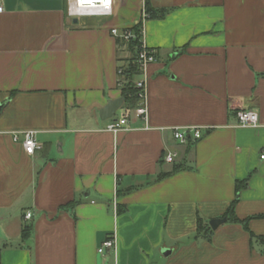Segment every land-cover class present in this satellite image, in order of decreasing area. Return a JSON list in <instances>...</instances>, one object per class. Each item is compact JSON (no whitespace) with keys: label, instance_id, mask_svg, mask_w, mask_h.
<instances>
[{"label":"crops","instance_id":"crops-1","mask_svg":"<svg viewBox=\"0 0 264 264\" xmlns=\"http://www.w3.org/2000/svg\"><path fill=\"white\" fill-rule=\"evenodd\" d=\"M2 3L0 264H264V0H113L111 16L76 23L66 0ZM145 3L168 12L143 19ZM141 21L157 55L134 79L147 121L112 133L125 107L99 110L122 97L130 52L111 29ZM239 108L259 126L239 127ZM191 126L199 139H173ZM23 131L41 144L33 155L13 140ZM234 200L246 222L211 229Z\"/></svg>","mask_w":264,"mask_h":264},{"label":"built area","instance_id":"built-area-1","mask_svg":"<svg viewBox=\"0 0 264 264\" xmlns=\"http://www.w3.org/2000/svg\"><path fill=\"white\" fill-rule=\"evenodd\" d=\"M3 11V3L0 0V13ZM66 13L71 18H81L88 16L104 17L111 16L113 13V0H66ZM143 19L147 18V13L143 10ZM140 30V44L137 48L136 61L140 69V74L144 71L145 67L157 60L155 50L145 46L143 42V23L141 21ZM111 34L124 42H129L134 39V33L130 29L119 31L116 28L111 29ZM118 74H121V69H118ZM133 85L138 94V104L133 109L125 111L119 119H113L106 125V130L116 133L120 130L127 128L130 116H134L147 121V93L145 79L134 80ZM237 125L245 128H256L259 126L258 114L253 110L239 108L235 112ZM173 139L179 144H187L189 141L197 140L202 136L201 128L191 127H172L171 129ZM13 140H20L24 152L28 155H33L36 150L41 148V144L36 140L34 131H23L13 133ZM264 158V155L260 156ZM175 153H165L162 160L166 163L174 162ZM31 214L27 212L25 218H30ZM115 248V239L113 236L108 237L98 247L99 254L105 251L113 250Z\"/></svg>","mask_w":264,"mask_h":264},{"label":"trees","instance_id":"trees-1","mask_svg":"<svg viewBox=\"0 0 264 264\" xmlns=\"http://www.w3.org/2000/svg\"><path fill=\"white\" fill-rule=\"evenodd\" d=\"M144 10L147 13V18H161L168 12V9H164V8L153 9L152 7L148 5V3H145ZM141 25H142L141 22H139L136 25L128 28L132 30L135 36V38L130 40L129 42H124L122 40L119 41V39H117V44H119L120 42V45H125L126 50L130 52V57L123 59L122 63L118 67V69H121V74L120 75L118 74L119 75L118 86L121 91V96L124 99L123 106L125 107V111L133 109L138 104V96H137L138 92L133 85V81L135 79V76L140 74V69L136 61V54H137V48L140 44ZM179 169H181V165H176L173 171H177ZM246 183H247L246 179L236 181L235 182V192H239L242 188H244ZM235 201L236 200L232 201L229 204L226 212L223 214V217L226 218V220L231 221V222H239V223L244 222L245 223L246 221L240 220L233 215ZM200 222L201 220L199 219L198 224ZM207 229H208L207 231L210 230L209 228ZM22 232L24 236V234H26L25 233L26 229H23ZM252 238H254V235L250 233V239Z\"/></svg>","mask_w":264,"mask_h":264},{"label":"water","instance_id":"water-1","mask_svg":"<svg viewBox=\"0 0 264 264\" xmlns=\"http://www.w3.org/2000/svg\"><path fill=\"white\" fill-rule=\"evenodd\" d=\"M73 22H77V18L73 19ZM123 97H119L116 99H111L107 102V104L99 110V116L101 120H106L111 118L114 113L122 106ZM226 218H216L209 221V225L211 229H216L221 223L225 222Z\"/></svg>","mask_w":264,"mask_h":264},{"label":"rangeland","instance_id":"rangeland-1","mask_svg":"<svg viewBox=\"0 0 264 264\" xmlns=\"http://www.w3.org/2000/svg\"><path fill=\"white\" fill-rule=\"evenodd\" d=\"M81 19H82V17H81ZM123 108H124V106L121 107V109L116 113V117L120 116L121 112H123Z\"/></svg>","mask_w":264,"mask_h":264}]
</instances>
